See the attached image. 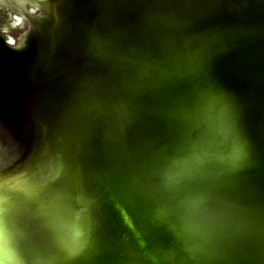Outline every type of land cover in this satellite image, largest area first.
Listing matches in <instances>:
<instances>
[{"label": "clouds", "instance_id": "1", "mask_svg": "<svg viewBox=\"0 0 264 264\" xmlns=\"http://www.w3.org/2000/svg\"><path fill=\"white\" fill-rule=\"evenodd\" d=\"M13 227L14 224L10 217H7L5 223L0 226V251H2L6 257L12 252L14 243Z\"/></svg>", "mask_w": 264, "mask_h": 264}]
</instances>
